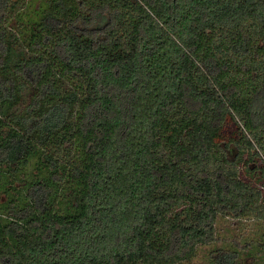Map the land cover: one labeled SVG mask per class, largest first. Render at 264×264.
I'll return each mask as SVG.
<instances>
[{"label": "trees", "instance_id": "trees-1", "mask_svg": "<svg viewBox=\"0 0 264 264\" xmlns=\"http://www.w3.org/2000/svg\"><path fill=\"white\" fill-rule=\"evenodd\" d=\"M46 1L0 0V180L36 159L0 264H192L219 217L264 222V0Z\"/></svg>", "mask_w": 264, "mask_h": 264}, {"label": "rangeland", "instance_id": "rangeland-1", "mask_svg": "<svg viewBox=\"0 0 264 264\" xmlns=\"http://www.w3.org/2000/svg\"><path fill=\"white\" fill-rule=\"evenodd\" d=\"M26 5L27 9H23ZM47 6L46 0H18L16 11L24 14L23 20L36 18L37 7L44 10ZM35 7V10H33ZM37 10V11H36ZM15 23V21L13 22ZM25 47L19 42L15 46L14 60L26 55ZM29 101V91L24 89L22 99L15 110H20ZM240 138V133L237 131L233 121L225 126L222 131L221 140L224 142L231 141L232 149L237 151L236 142ZM234 153L230 154L233 158ZM251 158V157H250ZM36 159H33L26 172L20 174L16 179L8 177L4 174L0 180V210L3 203H8L9 197L12 200L19 202V195L23 193V182L21 179H31V171L34 168ZM262 160L258 158L249 159L245 154L244 161L239 164V174L249 182L257 186L263 185V180L260 173L254 168L260 167ZM13 180V181H12ZM8 193V194H7ZM264 222L254 219H233L228 217H219L216 224L215 241L209 245L200 246L196 257L191 262L192 264H212L213 258L221 253H227L228 250L238 252L240 264H264V251L261 247L264 246Z\"/></svg>", "mask_w": 264, "mask_h": 264}]
</instances>
